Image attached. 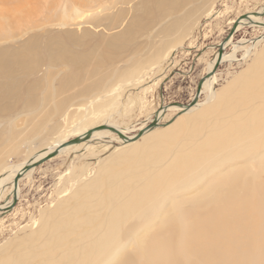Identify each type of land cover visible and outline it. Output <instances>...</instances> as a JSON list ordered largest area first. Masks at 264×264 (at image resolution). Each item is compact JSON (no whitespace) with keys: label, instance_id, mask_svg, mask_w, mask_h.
<instances>
[{"label":"rangeland","instance_id":"1","mask_svg":"<svg viewBox=\"0 0 264 264\" xmlns=\"http://www.w3.org/2000/svg\"><path fill=\"white\" fill-rule=\"evenodd\" d=\"M76 8L81 15L76 14ZM256 11H264V0H0V160L5 161L3 167L21 163L33 152L52 145L65 131L69 132L74 120L82 118L81 111L102 95L100 103H112L99 112L88 128L111 120L129 135L137 134L145 124L148 127L165 106L192 102L201 81V93L196 99L204 101L210 92L208 67L219 58V44L227 38L237 18L249 14L240 18L237 31L223 43L222 56L232 52L239 41L264 34V14H253ZM59 43H63L62 48ZM20 50L27 54H17L18 60L10 58ZM59 50L66 54L63 58H54V52ZM158 54L164 55L152 73L144 74V83L133 78L120 81L135 67L152 63ZM249 54L237 50L234 61H216V89H224L227 84L231 87L233 78L247 68ZM150 66L146 72L151 70ZM263 75L258 77L264 78ZM262 80L255 79L253 83L263 84ZM104 87L109 91L104 92ZM236 89L232 86L233 92ZM178 114L167 110L159 119V127L171 125ZM209 117L210 126L206 118V123L194 133L197 138L201 137L197 134L200 130L206 135L215 129L211 126L215 123L214 115ZM115 136L118 135L77 142L23 174L17 188V203L10 211H0V250L14 252L16 242H21L17 240L29 236L28 227L41 217L42 210L54 206L58 193L66 185L71 186L75 172L89 164L84 175L91 178L110 156L134 146L123 147ZM12 188L11 183L0 188L2 207L12 202ZM41 240L32 242L39 241L37 248L25 242L28 254L23 261L27 256L29 261L23 264L36 261L41 264L40 259H45ZM49 257L45 260L53 262V257Z\"/></svg>","mask_w":264,"mask_h":264},{"label":"bare ground","instance_id":"2","mask_svg":"<svg viewBox=\"0 0 264 264\" xmlns=\"http://www.w3.org/2000/svg\"><path fill=\"white\" fill-rule=\"evenodd\" d=\"M76 11L81 15L78 8ZM256 13L259 11L253 14ZM240 18L243 17L237 18V25ZM60 44L62 48L63 43ZM235 46L232 52L221 56V62L234 61L237 50H244L251 57L247 68L233 78L231 87L227 84L224 89L215 88L218 58L215 59L207 71V98L199 101L195 95V103L187 109L181 104L165 106L155 114L153 121L158 123L154 128L147 129L146 124L139 128L144 131L142 141L126 143L109 127L129 137L136 134L129 135L111 120L88 128L99 112L112 103H100L102 95L100 100L93 99L81 111L82 118L74 120L69 132L65 131L52 145L33 152L21 163L3 167L5 161L0 160L2 188L9 183L14 185L15 177L26 173V165L77 142L103 140L117 134L114 139L123 147L134 144L109 155L91 178L84 175L89 164L74 171L71 186L63 185L55 205L42 210L41 217L28 227L29 236L17 240L21 242H16L14 252L0 250L5 253L0 256V264H23L28 254L25 242L32 244L37 239H43L40 243L46 250L45 259L50 256L54 260L40 259L41 264H264V83H253L260 78L264 82L258 77L264 74V34L241 40ZM256 46L261 48L251 50ZM59 51L54 52V58L66 54ZM26 52L16 51L10 58L18 60L17 54ZM163 55L155 56L152 63L136 64L139 66L120 81L133 78L144 83V74L152 73ZM147 66L151 69L148 72ZM232 86L237 88L235 92ZM103 91L109 88L104 87ZM170 109L179 114L171 125L160 128L159 119ZM210 115H214L211 126L215 129L211 127L214 130L206 135L200 130L197 134L201 137L197 138L194 133ZM209 118L210 126L213 120ZM142 166H147L144 171H135ZM14 191L15 187L10 194L14 195ZM38 242L32 244L33 248L38 247Z\"/></svg>","mask_w":264,"mask_h":264},{"label":"water","instance_id":"3","mask_svg":"<svg viewBox=\"0 0 264 264\" xmlns=\"http://www.w3.org/2000/svg\"><path fill=\"white\" fill-rule=\"evenodd\" d=\"M256 14H258V13H256ZM259 14L263 15L264 12H263V13H259ZM244 16L247 17L248 15L246 14V15H243L242 17H244ZM237 26H238V25H237V21H236V22L234 23L232 29L230 30L229 35L227 36V38H226L225 40H227V39H229V38H231V37L233 36V34L237 31ZM225 40H224L222 43L219 44V58H218V61H219V62L221 61V56L223 55V43L225 42ZM219 62H217V63H219ZM202 82H203V81H201L200 84H199V86H198V89H197V92H196V97L199 96L200 93H201ZM194 100H195V99H194ZM194 100H193L192 102H190L189 104H187V105L185 106V109H187L189 106H191L193 103H195ZM176 104H179V103H176ZM181 105H183V104H181ZM157 123H158L157 120H154V121H153V122L147 127V129H152V128H154V127L157 125ZM109 129L113 130L115 133H117V134H119L121 137H123V138L125 139L126 143H131V142H134V141L138 140L139 138L142 137V135H143V133H144V131H139L135 136H133V137H129V136L123 134L121 131H119V129H117V128H115V127H109ZM75 141H76V140H73V141H71V142H75ZM57 154H58V152H57V151H54V152H52V153L46 155L45 157L39 159L38 161H35L34 163H31V164H29V165H26V167H24V169H23V172H27V171L30 170L31 168H33V167H35L36 165H39V164H41V163H43V162H45V161L51 159L52 157H54V156L57 155ZM21 174H22V173H21ZM20 178H21V175H17V176L15 177V179H14V187H15V191H14L13 201H12L11 205H9L8 207H4V208L0 205V211H2V212L10 211V210L15 206V204L17 203L18 196H17V194H16V189L18 188V185H19V179H20Z\"/></svg>","mask_w":264,"mask_h":264}]
</instances>
